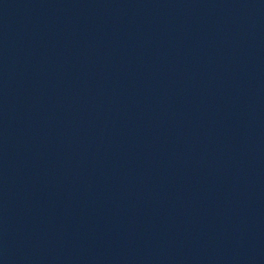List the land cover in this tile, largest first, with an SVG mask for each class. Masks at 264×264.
Listing matches in <instances>:
<instances>
[{"label":"water","instance_id":"95a60500","mask_svg":"<svg viewBox=\"0 0 264 264\" xmlns=\"http://www.w3.org/2000/svg\"><path fill=\"white\" fill-rule=\"evenodd\" d=\"M0 264H264V0H0Z\"/></svg>","mask_w":264,"mask_h":264}]
</instances>
